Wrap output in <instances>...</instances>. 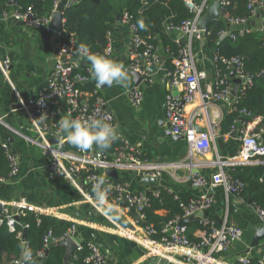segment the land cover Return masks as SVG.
<instances>
[{
	"label": "built area",
	"instance_id": "built-area-1",
	"mask_svg": "<svg viewBox=\"0 0 264 264\" xmlns=\"http://www.w3.org/2000/svg\"><path fill=\"white\" fill-rule=\"evenodd\" d=\"M63 0L54 1V10L50 15L37 14L32 6L23 7L14 5L11 8L0 12V21H23L25 25L35 30H49V24L55 14L57 7ZM79 0H66V8L73 6ZM187 7L193 13V17L184 20L179 26L174 28L180 34H184L186 42L183 44L180 38L176 42L180 45L178 55L175 57L174 69L168 73L170 88H176L178 95H173L170 91L164 101L165 116L173 135L183 136L188 143V159L193 160L194 156L206 159L201 160V164L218 165L217 171H214L209 178L198 172L193 171L190 175L192 185L195 187L222 186L226 193V198L230 194L242 196L246 183L235 176L232 171H226L225 165L234 168L238 165L253 163L264 164V125L257 128H249L251 121L256 116L246 108L240 109L241 115L251 116L252 119L235 123L228 132L230 136L236 132L241 140V147L232 160L213 159L212 152L215 149L216 126L219 122L211 118L208 107L211 104L222 102L231 98L232 105L238 102L237 95L232 96L233 83L230 74L219 66V61L231 69L235 76L242 80L239 90H244L254 83V76L250 75L244 69V57L224 58L218 54L213 55V64L215 70V83L207 86L204 81L207 79V71L199 69L194 52V42L203 41L206 30L198 27L199 19L204 15L213 0H184ZM228 2L221 0L222 9ZM13 5V4H12ZM248 6L252 12H256V6L264 8V0H248ZM257 14V12H256ZM129 19L128 14L125 15ZM65 20V19H64ZM228 28L219 32L220 39L229 37L235 40L238 35H245L253 32L255 29L249 25V20L245 17H235L225 15ZM173 29V27H172ZM133 59L131 67L140 72L145 79L148 76L146 68H142L139 58L145 57L148 65L160 63V56L157 53V47L150 44L139 32L138 26L131 25ZM260 31H264V27ZM108 41L102 51H93L89 49V55H105L113 59L114 45L111 33L108 35ZM53 43L55 51V61L51 66L47 80L36 98L28 99L23 102L22 97L17 94L19 100L23 103L24 110L34 131L38 134L37 139H32L37 144L46 158V170L48 175L55 178L66 179L83 196L88 204L105 216L111 224L118 230L125 232L130 237L136 238L143 244L144 240L150 242L154 240L169 248L178 250L187 260H182V264H220L216 254L227 252L233 245L243 240V230L228 221V209L225 216L218 222L209 215L198 219L199 227L194 231L193 238L190 236L188 222L185 221L198 212L209 211L214 205V198L208 193H204L192 198L188 203L181 201L184 210L182 216H176L169 219L163 226L156 227L154 224H144L146 207L151 205V198L147 191L136 190L131 187L127 181L115 183L108 173V169H116L121 172H135L142 177H160L168 164L150 161L145 158L142 150L130 143L121 135L118 124L115 121L112 111L108 107L106 98L100 93L97 85L93 90H82L77 86L78 82L93 80L90 74V61L81 55H78V44L75 38L64 39L61 33L53 34ZM206 37V36H205ZM141 47H145L143 53H139ZM2 43L0 41V50ZM85 63L86 71L77 72L79 65ZM11 67V58L7 54L0 53V70L8 76ZM264 72V71H263ZM260 75V74H257ZM239 92V91H238ZM127 97L132 105L138 107L144 99L143 91L138 87H131L127 91ZM43 101V103H41ZM197 103V107L190 112H186L188 104ZM71 118H107L110 123L118 129L120 144L115 148L113 155L100 150L95 146L82 152L74 147L67 139L66 135L58 136L59 120L65 116ZM256 118H259L257 116ZM3 119L0 117V122ZM200 127L201 131L197 128ZM52 137L57 139L56 143L51 141ZM10 166L8 176L0 174V183H16L17 177L21 172V162L15 155L7 141L2 142ZM182 164V163H181ZM91 169L94 171L90 172ZM84 170L87 174L84 176ZM104 178L107 186H110L113 192L112 199L106 196L103 200H97L92 194L91 189ZM82 184L86 188L83 189ZM126 195V204L123 206V197ZM153 195L160 198L161 189H155ZM176 199H180L175 194ZM20 203V202H19ZM3 207V217L7 220L10 229H15L16 219L10 210L12 202L0 200ZM258 218L264 222V207L251 203ZM17 205V204H16ZM21 205V206H20ZM18 206L26 209L32 207L20 204ZM111 208L119 210L125 215L124 218L130 223L129 226L118 224L116 216ZM20 209V210H21ZM19 210V211H20ZM110 210V212H109ZM39 213L53 215V210L46 212L38 210ZM19 215V212H18ZM4 218L0 219L3 222ZM28 226V225H26ZM78 225L73 224L67 232L60 238H55L51 232L45 236L43 249L40 254L43 255L51 244L56 241L64 240L68 237L75 240L78 249L83 248L82 242L78 240ZM26 247V241H24ZM90 252L85 258L89 264H107V259L103 251L96 244L87 241ZM26 258V252H25ZM24 258V259H25ZM76 258L74 253L72 260ZM24 259H15L12 264H25ZM72 260L69 264H72ZM239 262L249 264L248 256H241ZM260 264H264L260 261Z\"/></svg>",
	"mask_w": 264,
	"mask_h": 264
},
{
	"label": "crops",
	"instance_id": "crops-1",
	"mask_svg": "<svg viewBox=\"0 0 264 264\" xmlns=\"http://www.w3.org/2000/svg\"><path fill=\"white\" fill-rule=\"evenodd\" d=\"M263 16L264 13L261 12V16L256 14L253 18L252 26L257 31L264 27ZM0 22H4L0 28L2 43L0 53L7 54L11 58L8 76L0 70V117L3 119L0 122V139L10 144L11 151L19 157L21 162V172L16 183H0V200L12 202L11 212L14 205L23 204L34 208L33 210L37 212L38 210L46 212L51 209L54 212L52 216L76 223L79 236L99 246L106 256L107 264H151L155 257L167 260L168 264H182L181 261L187 258L176 250L177 248H169L154 240L148 243L144 240L141 244L136 238L116 229L105 219V216L89 206L82 194L66 179L48 175L45 166L46 158L41 148L32 140L37 139L38 134L31 126L24 107H18L19 103L22 106L23 103L17 94L25 102L36 98L45 85L48 72L55 61L53 31L35 30L12 20ZM167 32L175 40L180 35L177 30H169L168 26ZM111 37L114 45L113 59L124 65L130 75V81L126 88L116 84L100 86V93L106 98L121 135L134 146L139 147L145 158L168 164L160 180L142 182L144 177L135 172H121L120 178L129 182L136 190L152 192L155 189L164 188L188 200L208 193L214 198V205L209 210V215L220 222L228 209V221L243 230L242 241L233 245L229 251L216 254L220 264H239L241 256H248L250 261L254 260V264L264 262V239L260 241L259 246L249 250L256 229L264 225V222L256 215L251 201L245 200L244 196L233 194H230L227 201L222 186L213 187L208 184L195 187L192 185L190 175L194 170L198 169L200 174L209 178L219 166L201 164V160L206 159L198 156H194L193 160L188 159V143L184 138H176L170 130L165 116L164 101L167 94L174 89L170 88L168 73L174 69L176 56L174 57L165 48L161 36L157 33L154 38L158 42L156 51L160 56V63L150 66L145 59L142 60L141 65L144 64L146 69L150 68V71L138 85L143 91L144 99L142 104L136 107L127 97V91L136 86L134 76L129 71L133 59V52L129 49L132 31L129 30V34H124L116 29ZM194 52L198 68L207 71L204 84L214 85V48L207 45L204 38L203 41L194 42ZM169 58H171L172 67L168 62ZM139 59L141 61V58ZM81 63L84 64V62ZM232 72L230 71V76L234 87L233 79L236 76L233 77ZM196 107L197 103L188 104L186 112ZM208 110L211 118L219 122L216 126V147L213 149L212 158L232 160L238 152L231 155V151L238 146L241 147L240 137L233 136V133L230 136L228 133L221 135L220 127L223 117L233 110L232 100L211 104ZM256 117L251 121L249 128L264 125L263 117ZM61 135L63 134H58V136ZM262 139L264 140V134ZM245 165L254 164L238 166ZM231 168L232 166L229 165L224 167L227 172H230ZM110 210L115 216L121 213L115 208ZM157 213L164 216L168 214V210L159 209Z\"/></svg>",
	"mask_w": 264,
	"mask_h": 264
},
{
	"label": "trees",
	"instance_id": "trees-1",
	"mask_svg": "<svg viewBox=\"0 0 264 264\" xmlns=\"http://www.w3.org/2000/svg\"><path fill=\"white\" fill-rule=\"evenodd\" d=\"M55 0H0V12L11 8L14 5L23 7L32 6L39 15H50L54 10ZM227 5L222 9V17L211 23L206 30V44L214 48V54L231 59L233 57H244V69L250 75L254 76L252 86L244 90H239L237 94L238 102L233 110L228 112L221 121V135L228 133L232 126L238 122L252 119L251 116L241 115L240 109L246 108L252 112L253 116H262L264 120V31L254 30L245 35H238L233 40L229 37L220 39L219 32L228 28L225 15L235 17H245L252 26L253 18L256 12L248 6V0H225ZM13 3V5H11ZM264 13V10L261 11ZM128 14L129 19L125 18ZM121 17L120 19L118 17ZM193 13L185 4L184 0H79L73 6L66 8L64 12V30L61 37L64 39L75 38L78 45H85L93 51H102L107 44L108 34H114L116 29L124 34H129L131 25L143 19L146 24V30L139 29L143 36L154 47H158V42L154 36L158 33L166 49L175 57L178 55L180 45L167 32V26L174 28L179 26L184 20L192 18ZM4 22H0V28ZM139 28V27H138ZM145 47H141L139 53H143ZM168 62L171 65V58ZM219 66L230 74L231 69L219 61ZM86 66L79 65L77 72H85ZM260 74V75H257ZM77 86L82 90H93L96 86L94 80L78 82ZM3 140L0 139V174L8 176L10 171L9 161L4 147ZM120 144L116 140L111 148L106 152L111 156L115 148ZM239 146L231 151L235 155ZM94 171L91 169L90 172ZM232 173L240 177L246 186L242 192L245 200L251 201L261 207H264V164H254L245 166H235L231 168ZM87 172L84 170L83 175ZM104 184L107 186L104 178ZM122 182V179H116L115 183ZM92 194L93 188L91 189ZM113 192H108L105 196L112 199ZM151 198V205L145 209L144 224H154L156 227L163 226L169 219L182 216L184 210L181 201L188 203L190 200L185 197L175 198V193L161 188L160 198H156L152 192H148ZM90 206V205H89ZM167 209V215H159V209ZM210 216V215H209ZM211 217V216H210ZM3 217V207L0 204V219ZM73 224L72 221L62 219L49 214L39 213L37 211L22 208L19 211V219L15 223V229L12 230L4 218L0 222V264H12L15 259H20L24 241H26L25 264H63L66 253L64 246H51L41 255L45 236L51 232L55 238L62 237ZM28 225V226H26ZM190 236L193 238L194 231L199 227V221L188 222ZM83 248L76 250V258L72 264H89L85 261L90 249L87 241L82 242ZM242 264V263H239ZM249 264H254L251 260Z\"/></svg>",
	"mask_w": 264,
	"mask_h": 264
},
{
	"label": "clouds",
	"instance_id": "clouds-1",
	"mask_svg": "<svg viewBox=\"0 0 264 264\" xmlns=\"http://www.w3.org/2000/svg\"><path fill=\"white\" fill-rule=\"evenodd\" d=\"M139 29L146 30L143 19L137 22ZM78 55L86 57L91 62L90 74L97 87L103 85H120L128 87L130 75L124 65L119 61L105 55H89L87 46H78ZM43 103V101H41ZM59 131L67 136L68 141L77 149L86 152L94 146L100 150H108L118 140V129L107 118H71L62 117L59 120ZM111 191L110 186L104 184L103 179L93 187L97 200H103Z\"/></svg>",
	"mask_w": 264,
	"mask_h": 264
},
{
	"label": "water",
	"instance_id": "water-1",
	"mask_svg": "<svg viewBox=\"0 0 264 264\" xmlns=\"http://www.w3.org/2000/svg\"><path fill=\"white\" fill-rule=\"evenodd\" d=\"M66 0H63L59 6L57 7V10L55 12V14L53 15V18L49 24V29L53 32H56V33H62L63 30H64V23H65V20H64V12L66 10ZM256 12H257V16H261V9L256 6ZM119 19L121 18L120 16L118 17ZM221 18V0H213V2L211 3V5L209 6V8L206 10V12L204 13V15L199 19L198 21V27L201 29V30H206L208 28V26L219 20ZM263 20H264V16H263ZM17 22L19 25H24L25 23L23 21H15ZM255 23V22H253ZM169 30H172V28H169ZM132 34H135L134 32ZM204 38H205V34L203 35ZM178 38H180V41L181 43H185L186 42V38L184 36V34H180L178 35ZM134 44L133 42L131 41L129 43V49L130 51L132 50ZM141 57V61L145 59L144 56H140ZM85 65V63L83 64ZM142 68H145V65H141ZM129 71H131V73L133 74L134 76V81L136 83V86L140 85V83L142 82L143 80V76L140 74L139 71L137 70H134L131 66L129 67ZM147 71H150V68L147 69ZM232 76L234 77L235 76V73L232 72ZM233 81L235 82V85L232 89V96L235 97L237 94H238V91H239V88H240V84L242 82V80L238 77H234ZM173 95H178L179 94V91L174 88L173 91H172ZM231 98H228V101H230ZM19 106L18 107H22V105L19 103L18 104ZM198 131H201V128L198 127L197 128ZM176 138H180V139H183V136H177V135H174ZM233 136H237V133L234 132L233 133ZM51 141L53 143H56L57 142V139L56 138H52ZM195 172H198L199 170H194ZM107 173L114 179H119L120 178V174L119 172L116 170V169H108L107 170ZM156 180H160V177H144V180H142V182H151V181H156ZM82 187L83 189L86 188L85 184H82ZM126 204V195L123 197V206H125ZM21 209L20 206L18 205H14L13 208H12V213L14 214V218L16 220L19 219V215H18V212L19 210ZM210 212L207 210V211H204V212H198L196 215H192L190 216L189 218H186L185 221L186 222H191V221H195V220H198L199 218L203 217V216H207L209 215ZM221 222V221H220ZM264 239V225L257 228L256 231H255V234L253 236V239L251 241V244H250V248L249 250H253L255 247L259 246L260 244V241ZM78 240L83 242L84 238H81L80 236L78 237ZM57 245H60V246H64L66 248V253H65V257H64V263L63 264H69L70 261L72 260L73 258V255L74 253L76 252V250L78 249V244L75 240H73L72 238L68 237L64 240H61V241H56V242H53L51 244V246H57ZM49 252V250H47V253ZM25 258V244H23V248H22V252H21V256H20V259H24ZM151 264H168V261L163 259V258H158V257H155L152 259L151 261Z\"/></svg>",
	"mask_w": 264,
	"mask_h": 264
},
{
	"label": "rangeland",
	"instance_id": "rangeland-1",
	"mask_svg": "<svg viewBox=\"0 0 264 264\" xmlns=\"http://www.w3.org/2000/svg\"><path fill=\"white\" fill-rule=\"evenodd\" d=\"M42 151V150H41ZM109 212H110V210H109ZM125 217V215L124 214H122V213H120V214H118V216H116V220H117V222H118V224H120V225H122V226H129L130 225V223L128 222V220L126 219V218H124ZM108 222H109V220L107 219V218H105ZM116 229H118L117 227H115Z\"/></svg>",
	"mask_w": 264,
	"mask_h": 264
},
{
	"label": "bare ground",
	"instance_id": "bare-ground-1",
	"mask_svg": "<svg viewBox=\"0 0 264 264\" xmlns=\"http://www.w3.org/2000/svg\"><path fill=\"white\" fill-rule=\"evenodd\" d=\"M46 30V29H45ZM53 34H56V32H53Z\"/></svg>",
	"mask_w": 264,
	"mask_h": 264
}]
</instances>
